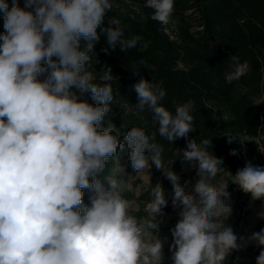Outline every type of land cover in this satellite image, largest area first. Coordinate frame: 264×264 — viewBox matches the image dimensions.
Returning a JSON list of instances; mask_svg holds the SVG:
<instances>
[{"label":"clouds","instance_id":"1","mask_svg":"<svg viewBox=\"0 0 264 264\" xmlns=\"http://www.w3.org/2000/svg\"><path fill=\"white\" fill-rule=\"evenodd\" d=\"M144 6L153 10V21L166 25L174 0H146ZM112 8V0H25L24 7L12 0L11 8L0 0L5 29L0 35V264H162V241L149 240L159 231L157 217L167 205L162 185L151 188L144 207L152 219H138L122 194L124 182L102 177L118 151L127 152L136 174L152 164L163 170L156 133L132 126L121 137L112 126L102 127L117 78L105 67L97 82L91 70L95 44L103 35L105 52L117 46L126 52L141 40L126 38L118 18L105 26ZM233 61L224 75L227 84L249 70L247 62ZM140 66L149 65L140 61ZM139 67L133 75H139ZM45 72L46 79H38ZM134 90L136 108L151 111L159 135L169 143L194 131L192 101L173 113L160 104L166 95L162 82L141 78ZM89 92L95 104L83 99ZM210 144L189 139L183 150V160L198 167L191 193L174 171L163 172L173 185V206H182L171 230L173 264H225L248 242L261 247L256 264H264V229L238 243L224 224L232 209L225 203L227 187L210 183L223 163L208 151ZM228 175L253 201H264V167L246 162ZM85 189L90 206L83 204Z\"/></svg>","mask_w":264,"mask_h":264},{"label":"trees","instance_id":"2","mask_svg":"<svg viewBox=\"0 0 264 264\" xmlns=\"http://www.w3.org/2000/svg\"><path fill=\"white\" fill-rule=\"evenodd\" d=\"M6 2L11 8L12 0ZM17 2L24 7L25 0ZM112 3L105 26L108 19L118 18L126 38L140 36L141 40L126 52L119 46L105 52L108 46L103 35L95 44L91 70L97 82L105 67L117 78L112 82L114 100L102 127L112 126L121 137L132 126L143 127L149 134L156 133V142L163 146V170L151 165L150 190L160 183L164 194L174 193L172 183L163 173L167 171H174L181 185L186 186L188 176L184 170L191 164L182 156L189 139L198 144L209 140L208 151L223 161L210 183L216 185L222 172L234 176L256 155L253 138L264 118V106L258 103V98L264 97V0H174L173 13L166 25L151 19L153 10L144 6L146 0H112ZM3 19L0 12V35L5 32ZM233 57L237 62H247L249 70L240 80L227 84L224 75L232 70ZM140 61L149 66H140ZM135 67H139V75L132 74ZM47 75L45 72L38 79H46ZM141 78L162 82L166 95L160 104L173 113L177 105L189 100L194 103L191 113L194 131L187 138L169 143L159 135V125L151 111L140 112L136 108L138 97L134 85ZM83 99L96 103L90 92ZM229 136L234 138L231 142ZM233 151L236 155L231 154ZM117 167H123L125 172L134 171L126 151H118L116 157L109 159L102 177H114ZM228 185L237 201L243 198L239 186L234 190L236 185L231 180ZM83 191V204L90 206V192Z\"/></svg>","mask_w":264,"mask_h":264},{"label":"rangeland","instance_id":"3","mask_svg":"<svg viewBox=\"0 0 264 264\" xmlns=\"http://www.w3.org/2000/svg\"><path fill=\"white\" fill-rule=\"evenodd\" d=\"M264 74V73H263ZM264 79V75H263ZM261 95L258 101H261ZM264 106V102L260 103ZM259 133L253 138L254 143L257 144L256 155L249 159L255 166L264 167V118L260 121ZM123 169V171H122ZM185 173L187 179L185 181L186 192L191 193L194 189V185L199 179L198 169L191 165L185 167ZM114 177L118 180H122L124 183L121 186L122 194L125 198L129 199L133 204L132 215L138 219H152L148 213L144 211L146 203L150 202L152 197L150 195V174L148 170L145 173L136 174L135 171L125 172L123 167H117ZM228 180L231 177L228 172H222L221 176L217 180L216 187L224 185L227 187L229 198L225 200V203L231 207V215L224 220L226 226H231L234 233L238 237V243L240 237L247 238L254 232H259L263 228H259L260 225L264 226V201H253L251 194L245 193L242 199L239 201L230 193ZM232 181V180H231ZM236 185V184H235ZM238 185L234 188L236 190ZM165 195L167 201L166 207L162 209V215L157 217L159 223V231L153 230V235L149 237V240H154L155 236L163 243V257L162 264H172V250L173 236L171 230L175 227L176 223L180 219L179 213L182 211V206H173L172 199L174 193L171 195ZM222 199H224L222 197ZM155 222V221H153ZM261 247L255 242H248L246 246H242L238 250H233L227 257L225 264H256V258L258 257Z\"/></svg>","mask_w":264,"mask_h":264}]
</instances>
